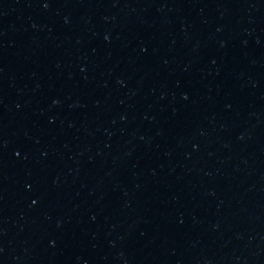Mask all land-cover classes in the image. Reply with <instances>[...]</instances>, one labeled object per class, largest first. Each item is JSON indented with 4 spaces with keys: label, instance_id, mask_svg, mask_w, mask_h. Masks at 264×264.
<instances>
[{
    "label": "water",
    "instance_id": "water-1",
    "mask_svg": "<svg viewBox=\"0 0 264 264\" xmlns=\"http://www.w3.org/2000/svg\"><path fill=\"white\" fill-rule=\"evenodd\" d=\"M0 264H264V0H0Z\"/></svg>",
    "mask_w": 264,
    "mask_h": 264
}]
</instances>
